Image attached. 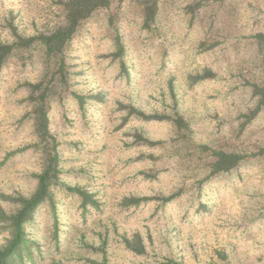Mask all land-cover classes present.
<instances>
[{
	"label": "rangeland",
	"instance_id": "obj_1",
	"mask_svg": "<svg viewBox=\"0 0 264 264\" xmlns=\"http://www.w3.org/2000/svg\"><path fill=\"white\" fill-rule=\"evenodd\" d=\"M66 1L0 0V249L57 155L12 264H264L257 0H111L50 54Z\"/></svg>",
	"mask_w": 264,
	"mask_h": 264
},
{
	"label": "trees",
	"instance_id": "obj_2",
	"mask_svg": "<svg viewBox=\"0 0 264 264\" xmlns=\"http://www.w3.org/2000/svg\"><path fill=\"white\" fill-rule=\"evenodd\" d=\"M111 0H67L65 3L66 16L65 24L58 27L50 33L41 35L40 39L46 50L50 54H61L65 44L74 36L80 22L89 16V14L97 7H104L110 3ZM5 48H10L6 47ZM1 58V56H0ZM264 100V87L258 88ZM44 137L48 134L47 123L43 124ZM43 135V133H42ZM225 158L226 156H222ZM232 157V156H230ZM234 158V157H232ZM235 159V158H234ZM225 160H220L219 164L222 166ZM57 155L53 156L51 162H48L42 173L38 176V185L31 197L25 199L22 203L21 209L11 219V226L13 229V238L8 248L0 249V264H12L13 256L22 257V251L26 247V229L25 226L31 221V216L39 205L51 195L50 185L54 178L57 177ZM220 170L229 169V167H219ZM157 264H181L173 259H163Z\"/></svg>",
	"mask_w": 264,
	"mask_h": 264
},
{
	"label": "clouds",
	"instance_id": "obj_3",
	"mask_svg": "<svg viewBox=\"0 0 264 264\" xmlns=\"http://www.w3.org/2000/svg\"><path fill=\"white\" fill-rule=\"evenodd\" d=\"M5 7H7V5ZM243 8L246 9L245 20H248L250 17L264 20V0H257L253 9H247V4H245ZM229 44H231V40H228L226 43H221L219 45V48L216 50L219 54L220 49H224L223 57L221 58L218 56V63L220 65V69L223 75H227V73L230 71H236V66L240 64L243 60L248 58L243 53H233L231 48L229 47ZM193 47L194 44L185 45L186 51L181 57L183 61L181 67L187 70H190L189 68H187V66L192 64L193 59H196L197 61H199L200 59L199 57L195 56L194 52L192 51ZM250 55L252 54L249 53L248 56Z\"/></svg>",
	"mask_w": 264,
	"mask_h": 264
}]
</instances>
